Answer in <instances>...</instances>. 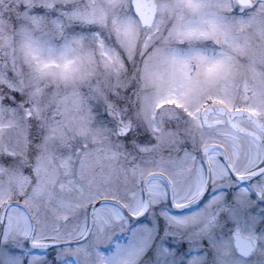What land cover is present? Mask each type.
Here are the masks:
<instances>
[{"label": "snow or ice", "instance_id": "6c2138e0", "mask_svg": "<svg viewBox=\"0 0 264 264\" xmlns=\"http://www.w3.org/2000/svg\"><path fill=\"white\" fill-rule=\"evenodd\" d=\"M0 264H264V0H0Z\"/></svg>", "mask_w": 264, "mask_h": 264}]
</instances>
